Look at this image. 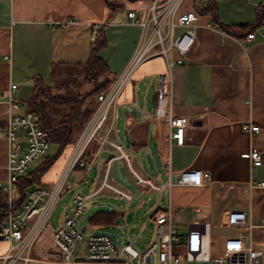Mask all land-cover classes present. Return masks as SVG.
Instances as JSON below:
<instances>
[{"label": "crops", "instance_id": "obj_1", "mask_svg": "<svg viewBox=\"0 0 264 264\" xmlns=\"http://www.w3.org/2000/svg\"><path fill=\"white\" fill-rule=\"evenodd\" d=\"M108 1L118 4L115 11L107 0H0V129L5 127L9 116L6 99L11 85H18L14 98L23 104L33 93L36 77L45 84H51L55 77L65 76L67 71L75 70L77 64L85 63L100 28L107 40V47L99 53L101 58L114 78L124 70L141 34L140 27L128 21L127 13L135 10L138 15L145 16L150 0ZM216 1L221 22L229 26L254 24L257 8L264 4V0ZM206 3L207 0H185L178 14H198L197 4L203 7ZM198 16L195 41L187 54L180 56L176 49L169 52L171 60L182 59V63L172 67L171 74L173 115L188 120L184 144L170 142L168 123L157 114L156 109L150 111L147 94L158 90L159 76L167 70L165 59L156 56L139 66L119 99L118 107L127 109L133 103L140 106L145 103L149 109L137 118L126 115V134L131 145L128 152L133 158L134 168L158 184H165L168 180L167 161L172 173L177 176L185 170H199L211 176L203 186H174L169 193L167 189L159 190L165 197V205H153L149 209L150 214L170 206L176 228L181 234L187 232L188 223H207L210 248L215 256L223 253L225 240L232 237L260 245L264 251V187L257 186V183L264 182V163L253 166L248 157L253 147L264 152V43L248 42L246 35L235 37L221 31L212 23L209 14ZM256 29L264 31V20L263 25ZM182 32L183 29H177V34ZM103 50L110 51L108 58L102 54ZM140 88L145 98L139 94ZM248 122L257 124L260 133L250 134L246 130ZM117 137L118 131L114 127L110 138L118 142ZM8 148V140L0 137V182L3 183L7 182L9 175ZM73 148L74 145L67 147L43 175L44 185L51 187L61 179ZM97 149L98 141L95 140L85 152L86 160L91 159ZM103 150L108 155L102 160L87 194L97 189L104 179L106 161L112 150L104 147L97 159ZM147 155L156 160L158 173L155 177L147 163ZM115 163L110 173L112 183L126 191L117 182L119 175L136 186L126 164ZM91 170L84 178V171L75 168L65 182L67 190L64 195L86 182ZM72 175L75 182L70 183ZM76 194L82 192L78 190L69 201L60 199L57 203L50 216L45 244L51 243L52 234L70 213L71 201ZM112 194L104 190L88 200V212L90 218L101 211H122L116 222L92 225L89 218L84 221L82 218L81 228H86L88 233L97 230L115 233L111 227L125 221L127 210L136 207L139 210V206H134V198L121 204L109 203ZM235 210L246 214L245 223L239 224L238 218L230 216ZM149 225L155 230L153 218ZM120 236L122 242L131 241ZM152 240L153 237L145 246ZM114 241L117 243L118 239ZM7 250L8 244L0 241V256Z\"/></svg>", "mask_w": 264, "mask_h": 264}, {"label": "built area", "instance_id": "obj_2", "mask_svg": "<svg viewBox=\"0 0 264 264\" xmlns=\"http://www.w3.org/2000/svg\"><path fill=\"white\" fill-rule=\"evenodd\" d=\"M184 1L150 0L145 16L138 15L135 10L128 11V21L141 29L132 58L111 87L98 95V106L74 143L73 153L61 179L51 187L29 188L22 205L17 208L14 205V191L18 179L46 155L50 141L39 115L23 108V104L14 98L18 85H11L6 99L9 116L5 127L0 129V137H5L9 146L8 180L6 183L0 182V189L8 195L9 204L0 225V241L8 244L7 252L0 256L1 264H264L262 247L237 237L227 238L223 253L213 255L208 236L209 225L191 222L187 224V232L181 234L176 228L170 206L157 210L152 216L156 224L153 240L143 251L131 241L118 244L109 235L83 232L80 227L86 212V202L102 191L109 190L125 201L133 200L132 192L122 190L111 181L110 173L117 161L126 164L135 185L142 189H167L169 193L174 186L199 187L211 179L209 173L199 170H185L177 176L172 173L170 162L167 161L168 180L165 184H158L134 168L133 158L124 144L110 138L117 119L119 99L125 87L143 62L162 56L167 70L159 76L156 110L168 123L170 142L184 144L188 120L173 115L171 74L172 67L182 63V59L173 61L169 58L172 49H176L180 56H185L195 41L199 16L195 12L178 14ZM179 28L183 29L182 34H177ZM245 39L264 43V31H251ZM246 130L256 135L261 129L254 122H248ZM95 140L98 141V149L88 161L85 152ZM104 147L110 148L112 155L106 161L102 183L90 194H76L72 198L70 213L52 234L51 243L45 244L50 216L67 190L65 182L68 176L78 167L84 171L85 178ZM248 157L253 166L264 163V152L258 147H253ZM257 186L264 187V182L257 183ZM245 215L239 210L230 213L233 219L238 218L239 224L246 222Z\"/></svg>", "mask_w": 264, "mask_h": 264}, {"label": "trees", "instance_id": "obj_3", "mask_svg": "<svg viewBox=\"0 0 264 264\" xmlns=\"http://www.w3.org/2000/svg\"><path fill=\"white\" fill-rule=\"evenodd\" d=\"M115 11L118 4L107 0ZM198 14H209L212 23L221 31L235 37H244L251 31L263 25L264 4L256 11V22L252 25H225L218 14L216 0H207L200 7ZM107 45L105 34L100 28L93 39L91 54L85 63L77 64L75 70L67 71L65 76L55 77L51 84H45L40 78H35L33 93L26 101L27 110L39 115L40 122L49 133L50 143L59 145V151L54 156H43L38 164L20 176L15 186V208L22 205L25 192L34 186H46L42 182L43 175L48 172L63 151L74 145L86 121L92 116L98 106V95L106 92L114 82L106 62L99 56ZM79 71L78 73H76ZM8 195L0 193V225L8 208ZM120 217L117 211H101L89 218L92 225L114 224Z\"/></svg>", "mask_w": 264, "mask_h": 264}, {"label": "rangeland", "instance_id": "obj_4", "mask_svg": "<svg viewBox=\"0 0 264 264\" xmlns=\"http://www.w3.org/2000/svg\"><path fill=\"white\" fill-rule=\"evenodd\" d=\"M107 47V46H106ZM105 47V48H106ZM104 48V49H105ZM102 54L108 58L110 51H102ZM100 57H102L99 54ZM79 71H77L76 73H78ZM58 73H56L57 75ZM113 75V74H112ZM139 94L141 95V97L145 98L146 95H144L145 93L142 92L141 88L139 90ZM152 94L153 91L151 90L147 95V99L148 102L151 106L150 111H154V109L152 108V104H151V100H152ZM26 102H23V108L27 109ZM127 109H125L124 106H119L116 113H117V119L115 121V130L118 131V142H121L125 145V148L127 149V151L130 152L131 149V145L127 142V134L125 133L127 128H126V121H127V117L125 115V111ZM59 145L54 144V143H50V146L46 152L47 156H54L58 153L59 151ZM107 153L106 151H102V153L100 154L99 159H97V161L95 162V165L93 166L86 182H84L82 185H79L78 187H76L75 189L69 191L68 193H66L60 201L65 200V201H69L71 199V197L79 190L82 192V194H87L89 192L90 186H91V182L94 181L97 172L99 170V166L102 162V160L104 158L107 157ZM90 160V159H89ZM88 160V161H89ZM118 163H123V161H117ZM37 165V163L35 164ZM34 165V166H35ZM32 166V167H34ZM114 166L117 167V164L115 163ZM31 167V168H32ZM116 169V168H115ZM71 182H75V178L74 175L71 176L70 178V183ZM117 182L119 184H121L124 188H126V191H130L133 193L134 196V206H139V210L136 213V218L135 220L130 223V224H123L122 221H119V223L117 225H114L111 227V230H113V232L115 233H119L120 235H122L124 237V239L126 240H131L134 244H136L141 251H143L145 249V244L148 243L149 240L152 239L153 237V228L152 225H149V223L151 222V218L149 217V209L150 207H152L155 204L158 203H163L165 205V197L163 194H161V192L159 191H155V190H151V189H142V188H137L136 191L130 190L128 189L127 183L121 178V176L117 175ZM118 183H116V185H118ZM160 184V183H159ZM108 191V190H106ZM113 196L111 197V200L109 203L112 204H121L122 202H124V200H121L120 198H118V196L116 194H112ZM90 202L87 201L86 202V212L83 216V221L88 220L89 218V210L88 207ZM93 207V206H92ZM95 207H99V208H107L104 206H95ZM60 208V207H59ZM94 208V207H93ZM80 225H82V222H80ZM115 239V238H114Z\"/></svg>", "mask_w": 264, "mask_h": 264}, {"label": "water", "instance_id": "obj_5", "mask_svg": "<svg viewBox=\"0 0 264 264\" xmlns=\"http://www.w3.org/2000/svg\"><path fill=\"white\" fill-rule=\"evenodd\" d=\"M157 99H158V90H155L152 94V100H151V104H152V108L156 109L157 108ZM144 111H149L147 104H143L142 106H140L138 103H133L131 106H129L127 108V110L125 111V115H133L135 118H137L140 114H142ZM127 133V131L125 132ZM127 142H130V138L127 136ZM147 163L149 165L150 170L152 171L153 177L157 176L158 173V169L156 167V160L154 157L147 155ZM125 181L127 182L129 188L133 191L137 190V187L134 186L128 179H125ZM167 199V196H166ZM102 204V203H101ZM105 205H110V204H105ZM111 206V205H110ZM113 208H117V205H113ZM138 210V207L133 208L131 210H127L126 213V218L125 221L123 222V224H130L135 220V215L136 212ZM156 211H154L153 213L149 214V217L152 218V216L155 214ZM120 216L122 215V211L119 212ZM82 231L85 232L86 228H82ZM95 234H106L109 235L111 237H115L118 239L117 243L121 244L122 242V238L119 234H115V233H111L108 231H102V230H97L95 232Z\"/></svg>", "mask_w": 264, "mask_h": 264}]
</instances>
